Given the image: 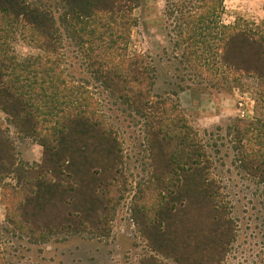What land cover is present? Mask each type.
<instances>
[{
  "label": "trees",
  "instance_id": "16d2710c",
  "mask_svg": "<svg viewBox=\"0 0 264 264\" xmlns=\"http://www.w3.org/2000/svg\"><path fill=\"white\" fill-rule=\"evenodd\" d=\"M54 1L52 6L0 0V111L17 138L44 149L41 165L24 164L8 131L0 130V187L12 176L21 185L6 197L0 264L22 261L8 248L12 238L38 241L61 228L76 234L81 224V232H100L106 192L110 202L131 195V220L153 253L140 264L224 263L239 225L207 152L211 147L219 154L222 146L205 144L178 102L156 94L150 57L129 54L137 22L132 15L144 0ZM167 7L176 21V46L195 76L221 88L231 80L236 87L255 80L253 117L232 122L226 134L237 169L263 186L264 204V22L250 28L220 24L224 0H168ZM11 40L41 54L20 61L9 51ZM67 40L87 64L86 80H75L63 65ZM215 44L214 56L205 59L203 49ZM91 86L103 90L119 116L140 127L146 176L134 188L124 156L126 132L118 118L112 121L101 110ZM83 191L93 202L89 209L90 202L76 204ZM55 199L48 215L45 208Z\"/></svg>",
  "mask_w": 264,
  "mask_h": 264
},
{
  "label": "rangeland",
  "instance_id": "374dc122",
  "mask_svg": "<svg viewBox=\"0 0 264 264\" xmlns=\"http://www.w3.org/2000/svg\"><path fill=\"white\" fill-rule=\"evenodd\" d=\"M28 1L52 6L55 4L54 0ZM167 6L168 0H144L142 6L133 12L132 17L137 22L131 31L128 52L130 55L150 57L156 71L154 88L156 94L172 97L178 102L180 110L185 114L189 124L204 138L205 144L222 146L219 148V154H216L217 149L211 147L207 152L214 161L213 171L216 177L224 182L225 191L232 200L233 216L239 225L237 242L222 264H260L264 255V204L261 197L263 186L257 181L250 180L240 169H237L236 153L233 144L230 143L231 139L226 134L232 122L253 117L255 80L244 79L241 82L245 84L243 87H236L231 80V83L221 88L219 85L212 86V81L208 77L202 79L195 76L183 59V48L178 49L176 46L175 42L178 40L175 33L176 21L174 17L168 16ZM219 22L224 25L237 24L240 28L259 25L264 22V0H224V9L220 14ZM8 48L20 61L41 54L21 40H11ZM214 49L216 51V44L211 51L205 47L204 58L214 56ZM63 52V65L70 75L75 80L89 78L87 64L78 54L74 44L67 40ZM214 59L217 66V55ZM215 76L220 81L221 74ZM91 90L99 100L101 110L110 116L112 121L113 118H118L119 128L126 132L124 156L129 161L131 176L129 183L131 188H134L135 183L146 176L141 167L140 144L143 137L140 127H135L131 121L119 116L101 88L91 86ZM7 119V116L0 111V130L8 131L7 133L15 141L20 161L35 167L41 165L44 156L43 147L33 140L17 138L14 128ZM44 180L48 181L46 178ZM20 188L21 185L15 176L5 179L0 187L1 226L7 227L6 197ZM128 194L121 201L117 200V195L111 202L108 198L112 196L108 192L101 196L103 200L107 198V204L97 220L102 228L100 232L95 229L81 232L80 230L86 225L81 224L76 234L66 233V229L61 228L58 232L37 236L41 238L38 241L12 238L8 248L10 252L16 250L17 258L22 259L20 264H140L153 253L131 220V195ZM53 196L52 193L50 197ZM47 198L49 197L44 198L43 202H47ZM76 199V204L90 202L87 208L93 205L87 192L77 194ZM53 204L57 205L56 199L54 203L51 200L46 206L48 215L55 210ZM86 227L88 228L89 225Z\"/></svg>",
  "mask_w": 264,
  "mask_h": 264
}]
</instances>
